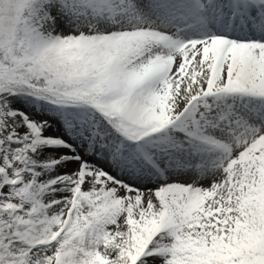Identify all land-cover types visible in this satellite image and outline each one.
Segmentation results:
<instances>
[{
	"label": "snow or ice",
	"instance_id": "6c2138e0",
	"mask_svg": "<svg viewBox=\"0 0 264 264\" xmlns=\"http://www.w3.org/2000/svg\"><path fill=\"white\" fill-rule=\"evenodd\" d=\"M0 264H264V0H0Z\"/></svg>",
	"mask_w": 264,
	"mask_h": 264
}]
</instances>
